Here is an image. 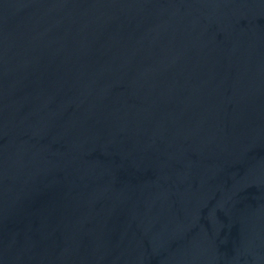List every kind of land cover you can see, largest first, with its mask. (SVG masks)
Here are the masks:
<instances>
[{
  "label": "water",
  "instance_id": "95a60500",
  "mask_svg": "<svg viewBox=\"0 0 264 264\" xmlns=\"http://www.w3.org/2000/svg\"><path fill=\"white\" fill-rule=\"evenodd\" d=\"M0 264H264V0H0Z\"/></svg>",
  "mask_w": 264,
  "mask_h": 264
}]
</instances>
